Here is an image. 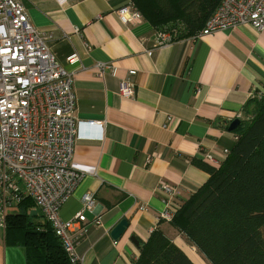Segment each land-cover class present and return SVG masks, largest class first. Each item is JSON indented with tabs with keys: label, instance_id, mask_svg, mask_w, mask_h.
Segmentation results:
<instances>
[{
	"label": "crops",
	"instance_id": "0c3cea01",
	"mask_svg": "<svg viewBox=\"0 0 264 264\" xmlns=\"http://www.w3.org/2000/svg\"><path fill=\"white\" fill-rule=\"evenodd\" d=\"M17 1L73 78L84 135L73 162L85 174L59 217L86 218L70 232L79 264H134L140 243L158 228L177 245L178 230L160 218L164 203L187 201L209 178L196 162L218 168L234 148L229 126L245 120L246 106L264 92V31L239 25L161 45L144 17L121 21L118 11L130 0ZM127 80L134 92L124 97ZM163 184L177 193L167 195ZM33 211L43 216L36 205ZM123 219L129 226L114 239ZM0 264H26L25 249L7 244L2 228Z\"/></svg>",
	"mask_w": 264,
	"mask_h": 264
},
{
	"label": "built area",
	"instance_id": "2783aa9c",
	"mask_svg": "<svg viewBox=\"0 0 264 264\" xmlns=\"http://www.w3.org/2000/svg\"><path fill=\"white\" fill-rule=\"evenodd\" d=\"M118 12L126 24L143 17L131 1ZM239 25L264 31V0H223L196 37ZM157 38L164 45L173 35L159 31ZM77 61L76 55L68 58L71 64ZM133 92V83L120 84L122 96ZM75 108L73 78L52 53L48 37L32 25L19 1L0 0V228H6V217L19 199L29 197L52 223L73 263L79 259L70 232L74 222L86 218L80 213L74 221L63 222L59 211L85 174L73 162L76 141L84 136ZM162 191L177 193L164 184ZM83 202L92 208L90 194ZM180 202H165L161 220L171 222Z\"/></svg>",
	"mask_w": 264,
	"mask_h": 264
},
{
	"label": "trees",
	"instance_id": "16d2710c",
	"mask_svg": "<svg viewBox=\"0 0 264 264\" xmlns=\"http://www.w3.org/2000/svg\"><path fill=\"white\" fill-rule=\"evenodd\" d=\"M130 1L154 28L184 39L196 36L223 0ZM244 111L234 148L218 168L196 162L209 178L171 221L210 264H264V92ZM30 199L22 196L8 213L7 244L25 249L26 264H79ZM139 247L134 264H194L159 228Z\"/></svg>",
	"mask_w": 264,
	"mask_h": 264
},
{
	"label": "water",
	"instance_id": "95a60500",
	"mask_svg": "<svg viewBox=\"0 0 264 264\" xmlns=\"http://www.w3.org/2000/svg\"><path fill=\"white\" fill-rule=\"evenodd\" d=\"M240 125V120L239 119H235L231 125L229 126V131H235ZM129 223L126 219H123L122 221H120L112 230L111 234L112 237L114 239H119L126 231V229L128 228ZM132 240L136 243V240L134 238H132Z\"/></svg>",
	"mask_w": 264,
	"mask_h": 264
},
{
	"label": "bare ground",
	"instance_id": "6f19581e",
	"mask_svg": "<svg viewBox=\"0 0 264 264\" xmlns=\"http://www.w3.org/2000/svg\"><path fill=\"white\" fill-rule=\"evenodd\" d=\"M179 246L195 264H207L203 256L198 253L195 247L188 245L186 242H181Z\"/></svg>",
	"mask_w": 264,
	"mask_h": 264
},
{
	"label": "rangeland",
	"instance_id": "374dc122",
	"mask_svg": "<svg viewBox=\"0 0 264 264\" xmlns=\"http://www.w3.org/2000/svg\"><path fill=\"white\" fill-rule=\"evenodd\" d=\"M177 236H176V243H177V245L179 246V244L181 243V242H186L188 245H190V243L188 242V239H187V237L184 235V234H182V233H180L179 231L177 232V234H176ZM191 246V245H190ZM180 247V246H179ZM181 248V247H180ZM182 249V248H181ZM185 252V251H184ZM199 253V252H198ZM200 254V253H199ZM201 256H202V254H200ZM204 258V257H203ZM205 259V258H204ZM205 261H206V263L207 264H210L206 259H205Z\"/></svg>",
	"mask_w": 264,
	"mask_h": 264
}]
</instances>
